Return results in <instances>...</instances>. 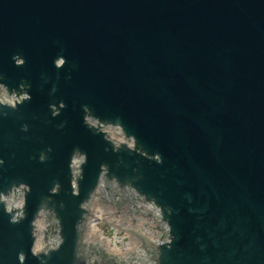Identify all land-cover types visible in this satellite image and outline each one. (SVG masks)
I'll return each instance as SVG.
<instances>
[{
  "label": "water",
  "instance_id": "95a60500",
  "mask_svg": "<svg viewBox=\"0 0 264 264\" xmlns=\"http://www.w3.org/2000/svg\"><path fill=\"white\" fill-rule=\"evenodd\" d=\"M0 89V264H112L99 194L155 264H264V0H0Z\"/></svg>",
  "mask_w": 264,
  "mask_h": 264
}]
</instances>
